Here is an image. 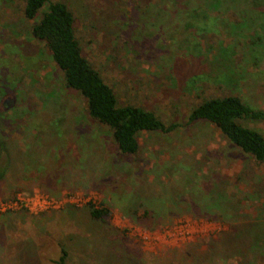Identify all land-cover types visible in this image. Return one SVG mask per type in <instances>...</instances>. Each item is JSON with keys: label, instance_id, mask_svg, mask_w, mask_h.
Instances as JSON below:
<instances>
[{"label": "rangeland", "instance_id": "374dc122", "mask_svg": "<svg viewBox=\"0 0 264 264\" xmlns=\"http://www.w3.org/2000/svg\"><path fill=\"white\" fill-rule=\"evenodd\" d=\"M50 1L116 106L175 126L120 154L30 35L45 5L0 0V264H264V162L187 122L210 98L264 108V0Z\"/></svg>", "mask_w": 264, "mask_h": 264}, {"label": "trees", "instance_id": "16d2710c", "mask_svg": "<svg viewBox=\"0 0 264 264\" xmlns=\"http://www.w3.org/2000/svg\"><path fill=\"white\" fill-rule=\"evenodd\" d=\"M25 19L32 20L45 5L39 18L30 27V35L42 42L52 62L60 70L66 88L79 93L85 102L87 115L106 126L120 154L133 155L138 149L136 136L140 132H168L175 125L165 127L154 114L133 106H116L110 87L83 58L74 37L73 18L67 7L50 0H22ZM206 122L231 146L248 156L254 164L264 162V139L253 128L241 124L264 122V108L247 106L235 96L210 98L192 107L187 122ZM4 173H0V180ZM91 218L99 219L105 210L88 206ZM259 240V238L257 239ZM262 242V241H261ZM65 252L55 264H64Z\"/></svg>", "mask_w": 264, "mask_h": 264}, {"label": "built area", "instance_id": "2783aa9c", "mask_svg": "<svg viewBox=\"0 0 264 264\" xmlns=\"http://www.w3.org/2000/svg\"><path fill=\"white\" fill-rule=\"evenodd\" d=\"M11 204H15V202H13V203H0V211L6 210V208H9V206H11ZM50 204L52 205L53 202Z\"/></svg>", "mask_w": 264, "mask_h": 264}]
</instances>
